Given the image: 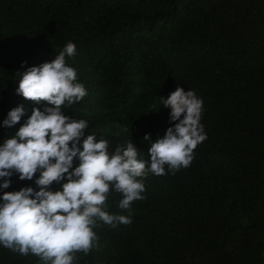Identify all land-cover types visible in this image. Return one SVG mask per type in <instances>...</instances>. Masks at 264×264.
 Segmentation results:
<instances>
[{"label":"trees","instance_id":"16d2710c","mask_svg":"<svg viewBox=\"0 0 264 264\" xmlns=\"http://www.w3.org/2000/svg\"><path fill=\"white\" fill-rule=\"evenodd\" d=\"M69 41L77 53L67 63L88 95L64 110L88 121L81 143L94 133L110 154L126 142L147 152L143 137L155 142L176 123L159 98L177 86L203 100L207 134L189 167L140 178L132 223L101 222L99 247L77 253V264H264V0H0V144L46 105L16 93L15 73ZM21 105L25 115L5 127ZM39 174L14 173L0 196L38 191ZM119 199L110 194L108 211L128 215ZM0 264L40 261L0 246Z\"/></svg>","mask_w":264,"mask_h":264},{"label":"clouds","instance_id":"9594fccd","mask_svg":"<svg viewBox=\"0 0 264 264\" xmlns=\"http://www.w3.org/2000/svg\"><path fill=\"white\" fill-rule=\"evenodd\" d=\"M76 53L69 41L51 61L15 73L16 93L46 105L42 111L33 108L15 135L0 144V177L5 178L0 188L10 186L14 173L22 181L40 173L38 191L22 187L0 196V246L23 257L36 256L40 264H77V253L88 255L99 247L94 229L101 222L112 228L130 225L132 203L145 199L140 178L189 167L194 150L207 139L203 100L177 86L167 99L159 98L170 109L169 123H176L155 142L146 134L147 152L126 142L110 154L109 140L94 133L81 143L88 121L75 120L64 110L88 95L77 70L67 63ZM25 113L23 105L13 108L3 125L14 126ZM53 182L60 184L59 190H49ZM112 193L120 194L118 208L128 215L108 211Z\"/></svg>","mask_w":264,"mask_h":264}]
</instances>
